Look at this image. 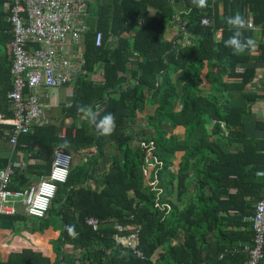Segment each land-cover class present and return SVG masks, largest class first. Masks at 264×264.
Returning <instances> with one entry per match:
<instances>
[{
	"label": "trees",
	"instance_id": "16d2710c",
	"mask_svg": "<svg viewBox=\"0 0 264 264\" xmlns=\"http://www.w3.org/2000/svg\"><path fill=\"white\" fill-rule=\"evenodd\" d=\"M217 1L207 0L203 9L194 7L191 0H112L100 4L95 19L88 18L89 30L83 38L84 74L75 87L69 110L79 117L82 114L77 112V104L99 106L105 113L114 114L115 131L102 136L96 130L92 136L86 120L76 127L75 136L71 128L61 139L53 127L34 125L30 133L18 137L15 150L41 160L43 164L36 166L42 169L41 174L49 171L56 145L65 146L67 142L65 147L74 155H89V161L71 166L67 181L59 184L46 211L60 216L65 226L75 225L78 235L72 238L64 229L62 242L71 245L75 252L80 250V256L66 253L64 264H188L190 256L199 255L193 226L204 219L208 228H214V222L223 219L220 211L227 214L242 202L249 189L254 191L256 200L259 198L263 179H246L255 176L256 168L250 172L235 168L239 159L216 143L223 134L221 123L229 129L241 122L234 115L235 109L222 112L218 90L228 98L231 88L237 85L230 79L239 76L235 65L249 58H239L224 46V40L231 35L226 31L221 41L214 42L212 32L218 23L214 16L212 26L201 24L204 16L212 18ZM222 1L226 8L244 2ZM177 3L186 4L188 10L175 21L195 38L186 47L177 43L182 37L166 38ZM255 22L262 23L264 35V0L259 4ZM7 24L0 15V26L6 28ZM98 33H102L100 46L96 45ZM245 35L250 36L247 31ZM5 41L0 38V44ZM260 50L263 55L264 43ZM205 69L210 86L208 94L202 96ZM175 73L178 76L173 81ZM4 103L7 107L6 99ZM0 111L12 115L2 106ZM212 120L211 133L208 125ZM177 125L184 127L183 140L170 135L171 128ZM108 144L116 151V157L103 173L99 186L93 188L87 183L93 177L92 166L106 155ZM176 153H181L178 169L173 161ZM8 164L9 158L0 156V169ZM147 166L152 168L148 170ZM32 167L14 168L8 187H26ZM231 189L236 191L232 193ZM175 192L176 202L171 196ZM225 196L227 200L222 199ZM42 217L39 218L44 221ZM89 217L98 218L97 229L87 223ZM118 225L127 227L128 232H137L139 242L134 249L115 243ZM179 233L184 241L173 245L172 240ZM155 256L160 258L155 261ZM2 264L51 263L25 251Z\"/></svg>",
	"mask_w": 264,
	"mask_h": 264
},
{
	"label": "crops",
	"instance_id": "0c3cea01",
	"mask_svg": "<svg viewBox=\"0 0 264 264\" xmlns=\"http://www.w3.org/2000/svg\"><path fill=\"white\" fill-rule=\"evenodd\" d=\"M14 1L15 0H0V15L3 17V20L8 23L6 28L0 26V38L2 41H5L7 37L11 39L13 37L12 24L8 20V17L11 15ZM111 1L112 0H108L104 3H109ZM262 1L263 0H247V3L244 4V0L243 3L238 2L233 7L228 6L226 8L223 1L218 0L217 4L214 6L212 18L208 16L202 18L207 19L208 23H203L201 19V24L204 26L213 25V16L218 22L215 30L212 32L214 42L216 43L221 41L225 31L231 34L225 23L226 17L240 12L252 23V28L246 31L256 40V49L254 51H247L246 54L248 56L245 53L237 55L239 58L242 56L249 58L244 62L238 61L235 65L234 71L239 76L230 79V82L237 85L231 88L232 91L228 98H226L225 92L223 93L218 90L219 102H221L219 106L222 112L227 113L230 112L231 108L235 109L236 112L234 115L235 117H239L241 122L240 124L233 125L229 129L224 127L223 123H221L220 127L222 128L223 134L217 137L216 143L221 150L239 159L234 166L244 172H250L254 170V168H256V171L264 168V54L262 55L260 50V45L264 43V35H262V23L255 22V15ZM175 7V19L171 20L167 28L166 38L168 40H174L175 37H182L177 43L182 45V47H186L192 44L195 38L187 32L186 28L180 24V22L175 20H180V15L185 13L188 7L184 3H177ZM181 26L182 30L180 31L179 28ZM9 42L11 41L4 44L2 42V44H0V106L4 109L7 108L8 112L10 111V113H12L7 99V94L13 87L11 72L8 73V69L11 70ZM83 42L82 40L78 50H83ZM133 57L135 56L133 55ZM131 60L134 61L135 58ZM84 62L85 61L80 62L79 64L81 73H79L75 83H69L59 88L41 89L39 91V100L42 104L43 111L34 125L53 127V130L61 139L65 138L67 129L69 128H71L72 136L76 135V127L80 126L81 122L86 121L87 118L83 115L75 117L71 113V110H69V107L73 105L76 92L75 87L78 84V80L81 75L84 74ZM206 70L207 69L202 72V96L208 94L210 86L205 77L207 73ZM177 76L178 73L172 75L173 81H176ZM224 81H227V78H224ZM4 99H6L7 107H5ZM106 100L108 101V97ZM225 101L227 103H225ZM178 108L177 110H179ZM6 114V112L0 111V133L3 135L2 138L0 137V140H6L10 148L8 152H1L0 149V156H7L9 158V164L7 166H10L13 172L14 168L22 170L28 167V165L34 166L30 169V181L28 185L35 183L40 178L49 174L54 153L58 149L65 150L71 155V166L90 160L88 154L80 157L74 155V153L64 145H56L52 149V160L49 171L41 174L42 169L36 166L43 164V162L34 157H30V155L25 157L26 153L24 155L21 149L15 150L16 144L10 143L9 136L12 128V115L9 116ZM213 123L214 121L212 120L211 124L208 125L210 131L213 128ZM2 124L9 126L5 127L2 126ZM86 127L92 136L96 135V128L93 125L87 122ZM33 128L31 130H33ZM183 134V126L177 125L171 128L170 135L172 138L183 140ZM211 140H214L213 135H211ZM25 147L26 146H23V148ZM115 157L116 151L108 144L106 155L99 159L94 167L92 166L93 177L89 179L87 183L93 188H97L103 173L108 170L112 158ZM173 161L174 168L178 169L179 163L181 162V153H176ZM246 179H250V182L262 180L256 175L247 176ZM230 191L234 193L236 189H231ZM262 192L263 187L259 193V198L262 196ZM254 194V191L249 189L243 195L242 202L239 201L227 214L220 211L219 217L223 219H218L214 222L216 223L214 228H208L204 219L200 224L197 223L196 226L192 227V229H196L194 238L196 239L195 246L199 251V255L190 256L187 260L188 264H244L246 262L248 259V250L252 247V244H254V230H252L251 221L249 219V216L254 213L255 204L259 199L256 200ZM171 196L172 200L176 202V192ZM222 199L227 200L226 196ZM13 210L12 213L0 212V264L8 262L12 256L23 254L25 251L34 252L49 260L51 264H64L62 259L63 255L66 253H70L75 258L80 256V250L75 252L71 245L62 242L65 224L60 216L50 211L51 213L47 212L44 217H42L44 219V221H42L39 217L29 215L21 201L13 203ZM240 213H243V215ZM90 219L97 220L96 227L90 223ZM87 223L92 225L94 229H97L99 220L96 217H89ZM117 228L118 233H115L113 237L114 240L128 237L129 233H132V231H127V227L118 225ZM181 241H184V237L179 233V236L172 240V244L176 245ZM191 242L193 243L195 240H191ZM162 250L163 249H161V251ZM159 258L160 256H155L154 259L157 261Z\"/></svg>",
	"mask_w": 264,
	"mask_h": 264
},
{
	"label": "built area",
	"instance_id": "2783aa9c",
	"mask_svg": "<svg viewBox=\"0 0 264 264\" xmlns=\"http://www.w3.org/2000/svg\"><path fill=\"white\" fill-rule=\"evenodd\" d=\"M88 0H15L8 20L12 24L10 42L12 90L7 94L12 111L9 141L16 144L22 134L30 133L42 115L39 100L41 89L59 88L75 83L84 61L83 50H78L89 30ZM208 23L207 19H202ZM252 24V23H251ZM102 44V33L96 45ZM72 157L65 150L55 151L49 174L24 188L8 186L13 170L6 166L0 170V212L12 213L13 203L21 201L26 212L42 217L51 206L59 184L67 181ZM263 179L264 168L255 172ZM254 230V244L248 250L244 264H264V184L262 196L249 216ZM95 227L97 220L90 219ZM116 244L134 249L138 244L137 232L117 238ZM143 258L140 251L135 250Z\"/></svg>",
	"mask_w": 264,
	"mask_h": 264
},
{
	"label": "clouds",
	"instance_id": "9594fccd",
	"mask_svg": "<svg viewBox=\"0 0 264 264\" xmlns=\"http://www.w3.org/2000/svg\"><path fill=\"white\" fill-rule=\"evenodd\" d=\"M191 3L198 9L207 7V0H191ZM225 23L231 35L224 40V46L230 48L234 55L256 49V40L253 37L245 35V31L251 29L252 24L240 12L226 17ZM77 112L87 118L88 122L96 128L99 135L109 136L116 129L114 114L105 113L99 106L94 108L91 105L77 104ZM65 146H67V142H65ZM65 230L72 238L78 235L75 225H66Z\"/></svg>",
	"mask_w": 264,
	"mask_h": 264
},
{
	"label": "rangeland",
	"instance_id": "374dc122",
	"mask_svg": "<svg viewBox=\"0 0 264 264\" xmlns=\"http://www.w3.org/2000/svg\"><path fill=\"white\" fill-rule=\"evenodd\" d=\"M108 0H90V4H91V7H90V18L91 19H95L96 17V14H97V9L99 8V5L104 3V2H107ZM10 148V145L8 144V142L4 141V140H0V149H1V152L4 151V152H8ZM149 168H152V166H147V169L149 170Z\"/></svg>",
	"mask_w": 264,
	"mask_h": 264
}]
</instances>
